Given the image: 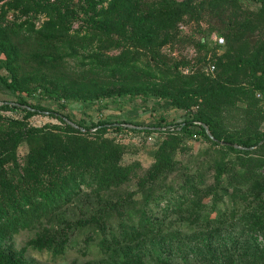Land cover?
<instances>
[{
    "label": "rangeland",
    "instance_id": "rangeland-1",
    "mask_svg": "<svg viewBox=\"0 0 264 264\" xmlns=\"http://www.w3.org/2000/svg\"><path fill=\"white\" fill-rule=\"evenodd\" d=\"M161 1L0 0V59L14 52L20 87L36 90L27 100L57 109L43 87L86 98L72 99L70 111L90 128L75 133L48 115L0 110V212L16 214L12 225L0 223L5 264H264V148L233 152L177 131L94 129L101 120L153 126L164 118V126L203 115L223 139L264 134V93L253 88L264 76V1L219 0L214 17L184 14L148 30L144 8L160 10ZM138 91L146 94L120 96ZM181 95L186 105L174 101ZM0 99L16 101L1 86ZM99 148L125 174L122 184L92 194L100 181L47 213L33 196L61 178L36 180L46 150L90 160ZM189 188L199 198L186 197ZM145 215L170 231L130 244Z\"/></svg>",
    "mask_w": 264,
    "mask_h": 264
},
{
    "label": "trees",
    "instance_id": "trees-1",
    "mask_svg": "<svg viewBox=\"0 0 264 264\" xmlns=\"http://www.w3.org/2000/svg\"><path fill=\"white\" fill-rule=\"evenodd\" d=\"M219 0H184L183 2L173 1V0H162L160 5V10H155V7H146L144 8L143 13L147 12L148 21V30L153 29L155 31L161 30L164 26L172 25L177 23L182 19L184 14H188L192 19L199 21L204 16L208 15L210 17H214L219 9L216 5ZM223 2H228V0H222ZM264 1V0H263ZM122 0H115L113 7H116ZM142 3V2H141ZM110 13H114L113 10ZM50 37H53V34H50ZM14 52L7 50L6 55L7 59H0V86L3 87L6 91L10 92L15 98L16 101H4L0 99V110L2 111H25L28 117H32L38 114L48 115L51 118L58 119L62 123L66 124L69 129L73 130L75 133H80L81 130L89 131V127L83 122H76L72 116L70 111V101L74 100H82L87 101L86 98H83L79 95H73L70 97H65L58 90L43 87L42 92L45 93L49 98H53L57 102V109H51L50 107L44 105H34L30 101L27 100V97L33 98L35 96V91L32 89H24L21 88L18 79L16 76V72L13 68L14 65ZM19 55V54H18ZM17 55V56H18ZM20 57V55H19ZM257 82L254 83L253 88L258 90L261 93H264V76L256 78ZM243 89H237L234 94L242 93ZM226 91L223 90H214L209 93V95L213 96L219 93H223ZM146 94L145 92H131L126 93L123 92L120 96H139ZM185 96L181 95L179 97L173 98L179 104L186 105L183 101ZM165 119L161 118L159 122L153 126H144L142 124L137 123H120L109 120H101L95 126L96 132H110V131H122L124 129L131 130L134 132H164L170 133L175 132L186 134L189 136H201L209 139V135L206 131L205 127H208L214 137V142L217 145H220L229 151L233 152H241V151H251L253 148H264V134L254 135L252 137H243L239 140H229L223 139L215 130V125L213 121L203 115H199L198 117L190 120H184L183 123L173 124V125H164ZM77 125L78 127H76ZM197 127L198 130L194 132L193 128ZM166 129V131H163ZM76 138L73 137H64V142L68 144L74 145L72 140ZM77 143V142H76ZM238 146L239 148H236ZM46 154L48 156L47 165L43 167L36 166L37 170H41L40 173H44L43 177H38L36 180H46V182L53 181L54 178H61L54 186L50 185L45 189H39L40 191L34 194V198L37 201L47 208L50 213L51 211H56L60 208L61 203H68L76 194H81L84 188L93 187L95 184L97 185L100 181L99 190L92 191V194H100L106 190H110L113 187L120 186L123 179L125 178L124 173H120L117 165L109 166L105 160L108 159V156L104 149L99 148L95 150V153L88 158L87 160L80 152L73 151L72 153H65L62 160L56 159L54 154L50 151L46 150ZM52 157L55 160H52ZM99 173L101 176H98ZM113 177V178H112ZM153 175L151 174L149 178L151 179ZM101 179V180H100ZM37 182V181H36ZM193 190L184 189V192L187 194L186 197H195L200 196L199 190L196 191L195 194L192 195ZM191 195V196H190ZM183 201V198H182ZM181 202H179L180 204ZM178 205H176L177 207ZM14 211V210H13ZM11 212L9 209L0 212V223L3 221H8L12 225L11 221L15 219L16 214ZM186 211V210H185ZM183 211L182 213H184ZM194 220H200V215L198 212L189 213ZM159 218H153L145 215L142 217V224L145 228L136 232L133 230V235H128L129 243L135 244L139 242H144L145 240L152 239L157 237L158 235H163L164 232H168L170 230L162 226L159 222ZM258 223V222H257ZM201 230H203L201 228ZM214 231L219 232L220 230H213L211 232V237ZM51 242L52 240H48ZM66 243L61 242L60 249L57 251L58 253L65 252ZM40 248H45L44 245L40 246ZM6 260L1 258L0 256V264H5Z\"/></svg>",
    "mask_w": 264,
    "mask_h": 264
},
{
    "label": "water",
    "instance_id": "water-1",
    "mask_svg": "<svg viewBox=\"0 0 264 264\" xmlns=\"http://www.w3.org/2000/svg\"><path fill=\"white\" fill-rule=\"evenodd\" d=\"M75 126H76V125H75ZM205 128H206V131H207L209 137L212 138V139H214V137H213V135H212L210 129H209L208 127H205ZM235 147H236V148H239L238 146H235Z\"/></svg>",
    "mask_w": 264,
    "mask_h": 264
},
{
    "label": "built area",
    "instance_id": "built-area-1",
    "mask_svg": "<svg viewBox=\"0 0 264 264\" xmlns=\"http://www.w3.org/2000/svg\"><path fill=\"white\" fill-rule=\"evenodd\" d=\"M258 97L260 98L261 97V94H258Z\"/></svg>",
    "mask_w": 264,
    "mask_h": 264
}]
</instances>
